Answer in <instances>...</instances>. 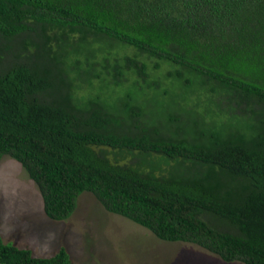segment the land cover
Instances as JSON below:
<instances>
[{"label":"trees","instance_id":"obj_1","mask_svg":"<svg viewBox=\"0 0 264 264\" xmlns=\"http://www.w3.org/2000/svg\"><path fill=\"white\" fill-rule=\"evenodd\" d=\"M4 156L51 220L88 192L160 240L264 264V0H0ZM69 262L0 235V264Z\"/></svg>","mask_w":264,"mask_h":264},{"label":"rangeland","instance_id":"obj_2","mask_svg":"<svg viewBox=\"0 0 264 264\" xmlns=\"http://www.w3.org/2000/svg\"><path fill=\"white\" fill-rule=\"evenodd\" d=\"M108 157L113 152L106 148ZM119 159L123 164L128 161ZM0 235L3 242L49 257L61 247L68 264H244L225 262L191 243L167 242L148 229L107 212L88 192L80 194L65 220L49 219L41 194L22 166L9 156L0 160Z\"/></svg>","mask_w":264,"mask_h":264}]
</instances>
